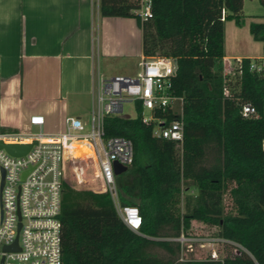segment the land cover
I'll list each match as a JSON object with an SVG mask.
<instances>
[{"label":"trees","instance_id":"16d2710c","mask_svg":"<svg viewBox=\"0 0 264 264\" xmlns=\"http://www.w3.org/2000/svg\"><path fill=\"white\" fill-rule=\"evenodd\" d=\"M243 2L151 0L152 16L142 19L137 2L101 1L103 16L136 17L144 55L175 58L171 89L184 99L183 138L153 135L140 113L105 115V136L132 140L133 161L116 175L117 192L121 204L138 206L142 222L131 229L108 191L64 180L63 264H264V75L250 68V57L235 59L229 72L223 65L224 21L241 26ZM249 32L264 55V19L251 21ZM246 102L257 115L242 113ZM194 220L244 249L227 244L222 259L180 260L171 237L194 232Z\"/></svg>","mask_w":264,"mask_h":264},{"label":"built area","instance_id":"2783aa9c","mask_svg":"<svg viewBox=\"0 0 264 264\" xmlns=\"http://www.w3.org/2000/svg\"><path fill=\"white\" fill-rule=\"evenodd\" d=\"M136 12L140 17L152 16L151 0H140ZM224 11H222V18ZM238 58L237 60H239ZM136 75L99 74L89 121L70 115L63 131L43 129L44 116L30 115L29 124L38 130L9 128L0 119V264H63L61 235V196L65 161L74 155L76 144L83 143L94 156L105 190L109 191L123 222L138 230L142 218L137 205L121 204L118 198L114 161L127 167L132 163V140L121 135H104L107 114L128 116L123 103L133 101L143 121L153 123V135L182 141L184 130V99L172 92L175 58L142 54ZM234 66L230 65L229 72ZM250 68L264 75V60L251 58ZM2 76L0 69V86ZM1 91V89H0ZM149 114L145 115L143 109ZM245 116L257 115L256 108L242 104ZM168 114L173 115L168 118ZM30 144L21 155L10 153L5 144ZM89 152L85 153L88 154ZM96 190V188H93ZM136 221V223H134ZM180 244V260L196 244H212L204 258L222 259L215 244L234 245L233 251L244 247L222 236L198 232L171 237ZM17 240L18 248H5ZM215 243V244H214ZM214 244V245H213Z\"/></svg>","mask_w":264,"mask_h":264},{"label":"crops","instance_id":"0c3cea01","mask_svg":"<svg viewBox=\"0 0 264 264\" xmlns=\"http://www.w3.org/2000/svg\"><path fill=\"white\" fill-rule=\"evenodd\" d=\"M101 1L140 2L0 0V119L4 125H27L35 113L44 116L43 129L50 132L65 130L70 115L87 122L97 76L106 75L113 62L120 70L125 63L140 59L141 28L136 17L103 16ZM227 21L233 20H225L224 25ZM245 38L249 50L254 42H261L248 31ZM223 52L224 60H264L262 47L260 52L235 53L224 47ZM114 74L125 73L108 75Z\"/></svg>","mask_w":264,"mask_h":264},{"label":"rangeland","instance_id":"374dc122","mask_svg":"<svg viewBox=\"0 0 264 264\" xmlns=\"http://www.w3.org/2000/svg\"><path fill=\"white\" fill-rule=\"evenodd\" d=\"M243 17H244V23L241 26H235L233 23L234 21H227L225 22V35L223 37V50L225 47L226 51L229 52H260L262 44H258L257 42H254V44L250 45L249 48V41L246 40L245 34L249 33L248 27L249 23L251 21H261L264 19V5H262L259 0H244L243 8ZM189 17H187V23L189 25L190 23ZM223 27V28H224ZM189 28V26H188ZM186 33H189V29H187ZM260 45V46H258ZM189 49V46H188ZM139 59H136L132 62L125 63L126 66L124 69L118 70L117 67H120L118 63L113 62V67L106 73V77L109 76L108 74H112L114 72L120 71L125 74L130 75H136L138 71L140 70V65L138 64ZM235 59L230 60H224L223 59V65H224V71H228V68L230 65L234 66ZM103 62V61H102ZM103 64V63H102ZM123 64V62L121 63ZM121 66H124L121 65ZM102 71L105 72L103 69ZM87 110H90V105L86 106ZM85 108V110H86ZM123 113L125 115H128L130 117H135L140 113V110L136 107L135 103L133 101H125L123 103ZM143 113L145 115L149 114V110L147 108L143 109ZM84 116H87V113ZM9 128H16V127H10ZM20 130H38V127L31 126L30 124L22 125L21 127H18ZM264 145V141H263ZM89 152V149L87 150L84 144L78 145L76 152H74L73 156H69L67 160L65 161V167H64V177L67 179H71L73 181V186L78 189H103L105 190V184L103 180L101 179L96 160L94 156L89 152L85 155V153ZM129 178V177H128ZM185 188V185L183 186ZM107 189V187H106ZM94 190V189H93ZM189 192L195 193L196 188L194 186H190L188 188ZM109 192V191H108ZM180 207H182V203H180ZM194 227V232L198 233H204L206 234V231L208 230L207 225L205 223H202L200 221H192L191 224ZM215 244V243H214ZM213 244V245H214ZM215 247L219 250L220 255H226L230 247L228 245H222L220 243L215 244ZM210 247H212V244H204V246H200L199 244H196L194 246V249L186 253V257L189 258H204Z\"/></svg>","mask_w":264,"mask_h":264},{"label":"water","instance_id":"95a60500","mask_svg":"<svg viewBox=\"0 0 264 264\" xmlns=\"http://www.w3.org/2000/svg\"><path fill=\"white\" fill-rule=\"evenodd\" d=\"M4 146L10 153L15 154V155L24 154L30 148L29 143L27 144H5ZM126 169H127L126 165L121 164L118 161H114V172L116 175ZM99 190L102 191L103 189H99ZM5 248H14V249L18 248L17 240H15V242L12 245L5 246ZM1 264H2V261H1Z\"/></svg>","mask_w":264,"mask_h":264},{"label":"bare ground","instance_id":"6f19581e","mask_svg":"<svg viewBox=\"0 0 264 264\" xmlns=\"http://www.w3.org/2000/svg\"><path fill=\"white\" fill-rule=\"evenodd\" d=\"M80 144H83V143H78V144H76V146H75V148H74V152H76V149H77L78 145H80ZM84 145H85V144H84ZM85 147H86V149L88 150V148H87L86 145H85Z\"/></svg>","mask_w":264,"mask_h":264},{"label":"snow or ice","instance_id":"6c2138e0","mask_svg":"<svg viewBox=\"0 0 264 264\" xmlns=\"http://www.w3.org/2000/svg\"><path fill=\"white\" fill-rule=\"evenodd\" d=\"M134 223H136V221H134Z\"/></svg>","mask_w":264,"mask_h":264}]
</instances>
